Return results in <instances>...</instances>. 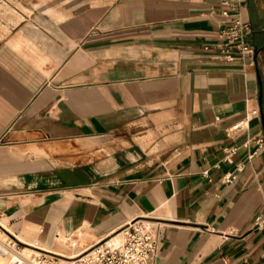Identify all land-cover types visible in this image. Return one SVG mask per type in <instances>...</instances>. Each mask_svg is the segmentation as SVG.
Segmentation results:
<instances>
[{"label":"crops","instance_id":"1","mask_svg":"<svg viewBox=\"0 0 264 264\" xmlns=\"http://www.w3.org/2000/svg\"><path fill=\"white\" fill-rule=\"evenodd\" d=\"M236 2L0 0V225L79 254L146 218L155 264H264V23ZM238 11L253 64L218 47Z\"/></svg>","mask_w":264,"mask_h":264},{"label":"built area","instance_id":"2","mask_svg":"<svg viewBox=\"0 0 264 264\" xmlns=\"http://www.w3.org/2000/svg\"><path fill=\"white\" fill-rule=\"evenodd\" d=\"M242 2L243 0H237L236 3L239 5ZM223 14L227 16L228 10H224ZM249 33H251L249 20L240 15L239 11L234 13L227 27L219 35L222 39V42L218 44L221 53L227 59L239 57L242 61L247 60L253 64L257 49L248 42L246 36ZM239 125L240 123H236L231 129H236ZM125 228H127L125 240L119 248L109 250L104 247L97 250L94 256H89L87 255L89 252H86L77 256L78 258L75 257L76 259L64 260L63 263L44 259L42 264H155L159 249L157 233L152 228L142 226L141 219L132 220L119 227L120 231ZM11 244L17 249L16 242Z\"/></svg>","mask_w":264,"mask_h":264},{"label":"rangeland","instance_id":"3","mask_svg":"<svg viewBox=\"0 0 264 264\" xmlns=\"http://www.w3.org/2000/svg\"><path fill=\"white\" fill-rule=\"evenodd\" d=\"M256 3H257V8L259 10V13L261 14L262 16V22L264 23V0H256ZM256 21H254V31L257 33L258 32V28H257V18H255ZM261 56H262V65L264 67V51L261 52ZM139 219V218H138ZM145 220H148L146 218H144ZM4 222L7 224L6 221H4L2 218H0V222ZM146 223H148L146 221ZM149 224V223H148ZM8 225V224H7ZM0 228L3 230V232L0 231V248L3 247L2 246V242L4 244V241L6 238H9L8 240H11L13 243L16 242V246H17V249L11 251V253L6 256V257H2L0 255L1 258H3L4 261L6 262H10L11 261L13 262L14 260V257L11 256V254L13 255V253L15 251H17L20 255H23L25 253H29V251L27 252L25 250V248H30V249H33L35 251H38L39 253H42L41 255H38V254H35V253H31L29 254V259L32 261L31 263H34L35 264V261H38V260H41V259H45V260H53V261H56L58 263H63L64 260L66 261H69V260H73V259H76L78 257H76L75 255L80 251V250H83V249H80V248H72L71 246H68L66 247L62 242L61 244H59L57 247H50V248H47L45 246H43V248H46V249H42L40 247H37V246H41V245H38L36 243H33L32 245L31 244H28L24 241H21L20 239H18L17 237H15L9 230H7L5 227H3L2 225H0ZM116 230H120L119 228H117ZM118 232V231H117ZM114 234H111L109 236L112 237ZM62 238V237H60ZM15 240V241H14ZM60 240V239H59ZM107 239H104L102 242H96L94 243L92 246L88 247L90 248L89 250H92L93 248H96L98 246H100V244H102L103 242H105ZM37 245V246H36ZM68 245V244H66ZM50 249V250H49ZM88 250V251H89ZM13 252V253H12ZM86 252V251H85ZM23 253V254H22ZM62 254V255H61ZM81 255L84 254L83 252L80 253ZM44 255V257H43ZM64 255H67V256H70V257H74V258H68L67 256H64ZM80 255V256H81ZM40 257V258H39ZM42 257V258H41ZM46 257V258H45ZM76 257V258H75Z\"/></svg>","mask_w":264,"mask_h":264},{"label":"bare ground","instance_id":"4","mask_svg":"<svg viewBox=\"0 0 264 264\" xmlns=\"http://www.w3.org/2000/svg\"><path fill=\"white\" fill-rule=\"evenodd\" d=\"M244 123L245 122H242V124H244ZM141 220H142V226H144L146 228H149V229L152 228L150 224L146 223V220L145 219H141ZM130 222H132V220L129 221L128 223H130ZM134 224H136V223H134ZM0 231L3 232V230L1 228H0ZM126 231H127V228H125V229H123L121 231L118 230L119 233H117L116 237H119V238L121 237L120 238V241L118 243H117L116 239L114 238L115 236H113L112 238L107 239L105 242H103L102 245H104V247L107 248V249H109V250H113V249H116V248L121 247L122 244L124 243V240H125V233H126ZM8 239L9 238H6L5 239L4 244L2 242V246L3 247L0 248V255L2 257L8 256L11 253V251L15 250V248L13 247V244H11L12 241L11 240H8ZM93 249H95V248H93ZM101 249L102 248H96L94 250V252H91L92 250H89V251H86V252H89L87 255L94 256V255H96V251L97 250H101ZM25 250L27 252L29 251V253H25V254L22 253L23 255H20L17 251H15L14 253L12 252L13 255L11 254V256L14 257V260H13V262L11 261V263L10 262L8 263V262L4 261L3 258L0 257V264H34V263H31L33 260L31 261L29 259L30 252L31 253H35V254H38V255H41L42 254V253H39L38 251H35V250L30 249V248H27V247L25 248ZM86 252H83V253H86ZM79 255H81V254L80 253L79 254L77 253L75 256L77 257ZM64 256H67V255H64ZM43 257H44V255H43ZM67 257L68 258H74V257H70V256H67ZM42 261H43V259L38 260V261H35V264H42Z\"/></svg>","mask_w":264,"mask_h":264},{"label":"water","instance_id":"5","mask_svg":"<svg viewBox=\"0 0 264 264\" xmlns=\"http://www.w3.org/2000/svg\"><path fill=\"white\" fill-rule=\"evenodd\" d=\"M256 55H257V51H256V54L254 55V61H256Z\"/></svg>","mask_w":264,"mask_h":264}]
</instances>
